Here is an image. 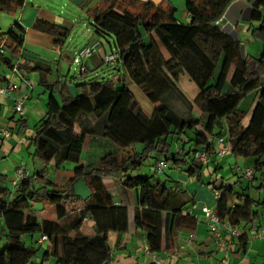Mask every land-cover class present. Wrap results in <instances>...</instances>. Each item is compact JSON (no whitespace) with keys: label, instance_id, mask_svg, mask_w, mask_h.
<instances>
[{"label":"trees","instance_id":"obj_1","mask_svg":"<svg viewBox=\"0 0 264 264\" xmlns=\"http://www.w3.org/2000/svg\"><path fill=\"white\" fill-rule=\"evenodd\" d=\"M26 1L0 0V12H15ZM134 1L141 2L136 3V11L125 7L123 0H111L104 9L94 8V33L105 38L117 53L113 77H119L118 85L114 79L99 82L94 77L80 84L78 94H71L61 83L51 87L62 97V106L57 110L49 105L33 140V157L44 170L22 180L14 191L0 188V237L8 240L0 252V264H45L48 259L54 264H113L109 233L129 231V209L115 204L105 185L107 179L137 192L135 227L146 234L149 252L172 251L180 230L196 224L194 217L185 215L195 199L172 180L133 173L154 154L158 161L186 165L188 173L198 174L196 154L206 150L213 155L212 140L221 137L234 157L255 158V173L241 190L224 185L215 189L220 192L218 215L245 230L260 221L257 206L264 207V196L255 199L250 188L259 181L258 190L264 192V0H244L251 12L247 33L263 42L257 57L246 55L242 42L217 24L239 0H186L189 24L177 19V8L172 5L164 9L151 0ZM39 23L55 37V47L63 51L70 30L46 21ZM24 35V28L16 23L8 32L0 30V43H5V51L19 56ZM0 60L15 70L4 54ZM102 65L110 64L103 60ZM183 74L199 90L192 102L178 87ZM128 83L136 85L155 105L151 116L140 107ZM252 92L260 97L244 126L247 112L240 106ZM194 106L200 115L195 114ZM95 139L111 145L97 163L78 166L65 185L41 183L60 153L65 162L79 165L85 147ZM171 140L181 143V148L173 151ZM137 144L143 146L142 152L134 149ZM186 145H190L189 150ZM80 179L90 189L83 205L73 192ZM39 203L53 207L57 220L39 217L34 207ZM87 218L94 222L92 236L83 231ZM37 232L51 242L39 263V247L23 242L26 234Z\"/></svg>","mask_w":264,"mask_h":264},{"label":"crops","instance_id":"obj_2","mask_svg":"<svg viewBox=\"0 0 264 264\" xmlns=\"http://www.w3.org/2000/svg\"><path fill=\"white\" fill-rule=\"evenodd\" d=\"M27 1L21 9H17L15 12H2L10 14V16L12 15V17H10L8 20L0 22V30L3 32H8L11 30L16 23H18L25 30L24 45L19 56H13L8 50L4 53V56L10 59V62L12 63V66L15 67V70L12 71L9 66L0 60V86L5 84L3 79H6V82L12 81L21 87V91L19 92H12L10 96L0 97V129L7 128L12 134L9 139H4L0 135V188H6L11 191L15 190L11 183L15 179L16 172L20 168H24L25 170L29 171L31 175H33L36 171H43L45 168L43 165L42 169L37 168V164L39 162L33 157V140L36 136L37 127L47 116L49 105H52L57 110L62 106V97L60 96L59 92L52 89L51 87L61 83L69 90V92H71V94H78L80 90L77 88L80 85L75 86L73 84L74 79H70L69 77L72 55L87 45L98 43L96 40H94V36H92L89 38V42L83 44L82 46H77L73 48V50L68 49L59 51L55 47V37L46 33L44 26L39 23V21H46L57 25L60 24V26L66 28H68L67 26L72 27V23L67 22L66 20L63 21V19L56 17L47 9L37 8L34 6L29 7V3ZM151 1L163 8L162 4H158L154 0ZM81 2L82 1L79 0V3ZM237 2H235L227 12L224 24H238L235 22V17L232 15L234 13L236 15L238 14L239 16L240 14H243L237 5ZM169 5L174 6L171 3H169ZM177 19L184 24H189L191 22L190 16L185 10L183 11V18L179 19L177 17ZM232 21H234V23ZM234 30L237 32V34H239L237 31V26L234 28ZM110 47L112 48V46ZM159 47L165 59H169V55L165 49L161 45H159ZM108 55L109 54L105 51L103 54H100L98 58L96 57L97 55L91 58L87 63L88 74L84 78L88 77L87 79H93L92 76H94V74L92 72L101 67L103 60L105 61V57ZM38 65H41L43 69H35ZM45 68L48 71H46ZM113 79L115 80V84L118 85L119 77H112V80ZM128 84L130 91L133 93L140 107L147 115L151 116L155 111V105L149 101V99L136 85L132 83ZM178 87L190 102H192L199 93L197 86L186 74L180 76ZM22 91H25L28 94V98L25 104V115L20 117L14 113L13 106L14 99L19 97ZM137 94L140 97V101L146 105L147 110L143 108L141 102L137 98ZM251 94H255V97L253 98L251 108L243 121L244 126L249 124L253 109L258 98L260 97V93L258 92H252ZM194 112L196 115H200V112L197 111L195 107ZM212 141L213 155L212 161L209 165L201 167L194 163L197 170L199 171L198 174L188 173V166L185 167L186 173L190 179L194 178L195 180L192 184H190L191 181L188 184V181H186L187 186L183 187L184 190L195 199V204L190 206L185 211V215H191L194 217L196 224L193 227H184L180 230L175 248L168 253H147L148 244L146 234L135 227L137 192L127 190L120 181H114L111 179L105 180V185L113 196L115 204L127 206L129 209V231L121 235L115 232L109 233V246L111 248L114 260L113 264H264L263 240H255L252 238L251 233H248L245 236L233 239L234 250L225 252L219 249L215 235L209 230L207 220L203 214V209L207 207L212 210H217V200L216 207H212L216 198L214 197L215 195L213 196L212 194V192L214 193L213 190L220 188L221 185L232 186L236 190H241V188L244 186L243 175L237 174L236 171L235 173L238 176L234 183L226 182L223 177L220 178L216 176L210 184L211 187L207 188L204 186L205 182L202 180V174L205 173V175H210L216 173L218 169L221 168L223 160L227 158V155L225 157H220L218 155V150L221 148V145H219L215 139ZM110 146L111 145H109V143L103 139H95L90 141V143L85 147V150H87L86 159L82 157V161L79 165L69 164L65 162L63 157H61L57 165H55L56 161H53L45 171V180H42L41 183H44L45 181H51L59 186L65 185L73 178L74 170L78 166L91 165L93 163H97L100 160L99 158L96 160L91 159L90 155L94 147L105 149L101 152L102 157V155L108 150ZM134 149L137 152H140L136 146H134ZM31 157H33V159H31ZM152 157L157 163L158 159H156L154 154H151L148 158L150 159ZM30 161L33 163L32 165L34 170L30 166ZM145 163V165L141 166V168L133 174L138 176H156L161 179L155 173L154 166L148 162V159ZM39 164L41 165V163ZM148 168L152 169L153 174H148ZM53 173L56 175L55 178H51ZM198 177V180L201 183L200 185L196 184V178ZM89 196L82 200V205L86 203ZM79 197L81 198V196ZM261 197L262 196L260 195L259 199H261ZM34 207L37 211H39V217L54 221L57 220L54 209L52 213L55 214V217L49 218L50 216H47V214H50V212L47 211L48 206L43 205V207L40 209L38 208L39 205H35ZM85 220L86 222L84 223L83 231L87 235L92 236L94 234V222L90 218ZM100 221L102 225L105 226L101 215ZM255 225L263 226L261 221L256 222L252 226ZM252 226L248 228L249 231L251 230L250 228ZM27 236L31 237V245L39 247V258L37 260L39 263L42 261V259H44V257H46V253L51 247V242L49 240L43 241V236L40 232L29 233L25 235V237ZM36 236H38V238H36ZM42 250H44L43 255ZM155 257H157V259L160 258L161 261L156 263ZM50 262H54V260L48 259L45 264Z\"/></svg>","mask_w":264,"mask_h":264},{"label":"rangeland","instance_id":"obj_3","mask_svg":"<svg viewBox=\"0 0 264 264\" xmlns=\"http://www.w3.org/2000/svg\"><path fill=\"white\" fill-rule=\"evenodd\" d=\"M82 2L79 3V0H28L27 2L29 3V7H37V8H44L49 10L51 13H53L56 17H60L61 19L66 20L67 22L72 23V27L71 26H67L70 30L69 36L67 38V40L65 41V44L63 46V50H73V48L77 47V46H82L83 44L89 42V38H91L92 36H94V40H96V42H98L99 44H101L98 48L97 52V58L99 57L100 54H103L105 51L111 55H117L115 50H112V48L110 47V45L108 44L107 40L105 38H100L98 37L94 31L93 28L91 26L92 22H93V15H94V8L96 9L97 7L99 9H104L106 8L111 0H81ZM134 0H123V5H125V7L136 11L137 10V5L136 3L139 5L141 2H137ZM156 3L158 4H162L163 8H168L169 3L173 4L176 8H177V13L176 16L179 19L183 18V11L185 10V3L186 0H154ZM237 5L239 7V9L243 12V14H240V16L237 14H232L235 17V22H237L238 24L235 25L237 26V31H238V37L242 42V48L245 52L246 55L250 54L251 56H260L262 50H263V42L260 40H256L254 38H252L251 32L247 34V30L249 28V26L251 25L250 21L251 20V12H250V8L248 6V3L244 0H239L237 2ZM246 11V12H245ZM10 17H12V15L10 16V14L8 13H2L0 12V22H3L5 20H8ZM234 23V21H232ZM1 25V23H0ZM60 25V24H59ZM233 25V24H232ZM65 26V25H64ZM6 28V27H4ZM232 28H229V32L231 34H233L235 36L234 33H232L230 30ZM244 30V32H243ZM109 41L112 44V40L109 39ZM73 54V53H72ZM155 55V54H154ZM73 57L74 54L72 55V61H71V69H70V79H74L73 84L75 86L80 85L81 83H83L87 78H80L79 74H78V67L76 64L73 63ZM155 58L158 61V57L155 56ZM116 66V64H110L109 66H104L102 65L101 67H99V69H97L96 71H93L92 73L94 74V76H92V78H96L99 82L102 81H107L109 79H112L114 72V67ZM91 78V77H90ZM72 81V80H71ZM80 90V87L77 88ZM81 93V92H80ZM255 97V94H251L249 95V97L247 96V98H245L242 103H241V110L246 111L247 113L249 112L250 108H251V103L253 98ZM137 98L140 101V97L137 94ZM148 101V100H145ZM143 108L145 110H147L146 105H144L142 103V101H140ZM148 104L150 105V103L148 102ZM195 109H197L196 106H194ZM198 111V109H197ZM19 117V116H18ZM171 145H172V150L176 151L177 149L181 148V143L176 142V141H172L171 140ZM136 147L138 148V150L140 152H142V145L137 144ZM190 145H186V149L189 150ZM87 149V148H86ZM105 150L104 148H98V147H94L91 151V159L96 160V159H100L101 158V152ZM34 152V150H33ZM63 155V152L60 153L57 158L54 160L55 165H57L61 159ZM105 154H103L102 156H104ZM82 157L84 159H86L87 157V150H85L83 152ZM225 157V156H224ZM31 159H33V157H31ZM39 162V160H37ZM211 161H212V157H211ZM148 162L152 165L155 166L156 165V160L152 157V158H148ZM255 162V158H249V159H245V158H241V157H234L232 154H227V158L225 160H223L222 164H221V168L218 169V171L214 174H210V175H205V173H203L202 175V180H204V186L209 188L211 187V183L212 180L214 179V177L218 176L220 178H224V180H226V182H231L234 183L237 179V176L235 171L237 170V168H240L242 170H245L247 167L249 166H253ZM40 163V162H39ZM37 164V168L38 169H42L43 166L42 164ZM30 166L31 168H33V163L32 161H30ZM40 166V167H39ZM147 167V166H146ZM186 165H182L181 167H176L175 164L173 163V161H168L167 162V168L165 169L164 172L162 173H158L157 176H159L161 179H168V180H172L176 183H179L181 186L186 187V181L187 184L191 183L192 184L195 180L194 178H191L188 176V174L186 173L185 170ZM53 168V167H52ZM51 168V169H52ZM149 173L148 174H153L152 169L148 168ZM147 171V172H148ZM35 172V171H33ZM61 175V174H60ZM242 175V174H241ZM240 175V176H241ZM55 174L53 173L51 178H55ZM69 179V178H68ZM199 178H196V184L200 185V181L198 180ZM67 181V179H66ZM244 181V186H246L248 184V181L245 180L243 178ZM260 182L259 181H255L253 183V185L250 188V192L252 194V196L255 199H259L260 195L263 197L264 196V192L261 193V190H258ZM73 192L75 194H77L78 196H81V199L84 200L86 199L89 194H90V189L88 188L85 180L80 179L78 180L74 186H73ZM213 196L214 193L212 192ZM215 197V196H214ZM216 198L214 200V203L212 205L213 208L216 207ZM39 205V209L43 207V204H37ZM45 206V205H44ZM48 210L50 212V214H47V216H50L49 218H54L55 214L52 213L53 211V207H47ZM257 209L259 210L260 213V221L264 226V207L262 205L257 206ZM216 210V209H214ZM37 235V234H36ZM36 238H38V236H36ZM8 240L6 237H0V252L4 249V247L6 246ZM23 242L27 245H31L32 241H31V237L27 236L23 238ZM43 251L42 250V255H43Z\"/></svg>","mask_w":264,"mask_h":264},{"label":"built area","instance_id":"obj_4","mask_svg":"<svg viewBox=\"0 0 264 264\" xmlns=\"http://www.w3.org/2000/svg\"><path fill=\"white\" fill-rule=\"evenodd\" d=\"M226 18L223 17L217 24H220L223 29L225 28L224 25V20ZM99 43H94L87 45L80 50H78L73 57V63L77 65L78 69V74L80 78H84L88 74V67L87 63L88 61L93 58L99 48ZM5 51V43L2 42L0 43V54H4ZM118 61V57L114 54L108 55L105 57V62L108 64H116ZM21 91V87L12 81H7L5 82L4 85L0 86V97L3 96H10L12 92H19ZM28 98V94L25 91H22L19 95V97L14 99V106H13V111L20 117H23L25 115V104L26 100ZM0 135L4 139H9L11 137V132L7 128H2L0 129ZM217 143L221 145V148L218 150V155L220 157H224L227 154L230 153V147L229 144L227 143L225 138H219L217 140ZM211 157H212V152L203 150L200 151L196 154L195 156V163L198 164L199 166H207L211 162ZM167 168V163L164 160H160L156 163L154 166L155 173H162L165 171ZM237 174H242L243 178L251 181L254 177V169L252 167L246 168L245 170H242L240 168H237L236 170ZM31 174L29 171L25 170L24 168H20L16 172V177L12 181V187L14 189L17 188L19 183L30 177ZM215 197L218 199L220 198V192L217 190H213ZM203 214L207 220V224L209 227V230L211 233H213L216 237L217 241V246L219 249L225 252H230L234 250V243L233 239L235 238H240L243 235H246L248 233H251V236L255 240H263L264 241V227L263 226H252L250 231L247 229H241L239 227H234L232 226L227 219H223L218 215L217 210H212L207 207L203 209ZM86 220L84 221V223ZM49 240L48 237H43V241ZM147 253L150 254L149 249L147 247ZM155 262L159 263L161 261L160 258L157 259L155 257ZM48 264H54V263H48ZM220 264H226V263H220Z\"/></svg>","mask_w":264,"mask_h":264},{"label":"clouds","instance_id":"obj_5","mask_svg":"<svg viewBox=\"0 0 264 264\" xmlns=\"http://www.w3.org/2000/svg\"><path fill=\"white\" fill-rule=\"evenodd\" d=\"M234 4V3H233ZM232 6V5H231ZM231 8V7H230ZM229 8V9H230ZM229 9H228V11H229ZM227 11V12H228ZM227 14V13H226ZM249 21H251V20H249ZM225 25V28H224V30L226 31V32H228L229 34H231L230 32H229V28L231 27L232 29L230 30L232 33H234L235 34V36L233 35V34H231L236 40H239V37H238V34H237V32H235V30H234V28L236 27L235 25H231V24H224ZM235 26V27H234ZM243 49V48H242ZM244 51V50H243Z\"/></svg>","mask_w":264,"mask_h":264},{"label":"water","instance_id":"obj_6","mask_svg":"<svg viewBox=\"0 0 264 264\" xmlns=\"http://www.w3.org/2000/svg\"><path fill=\"white\" fill-rule=\"evenodd\" d=\"M119 71H120V69H119Z\"/></svg>","mask_w":264,"mask_h":264}]
</instances>
